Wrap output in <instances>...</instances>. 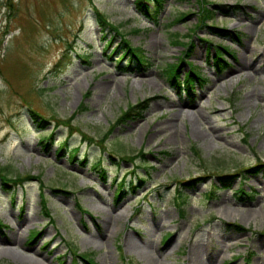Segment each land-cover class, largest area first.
<instances>
[{
  "label": "rangeland",
  "instance_id": "374dc122",
  "mask_svg": "<svg viewBox=\"0 0 264 264\" xmlns=\"http://www.w3.org/2000/svg\"><path fill=\"white\" fill-rule=\"evenodd\" d=\"M204 1L214 10L204 23L223 24L237 39L198 21L200 0H163L155 21L133 0H0V166L8 176L31 175L0 184V264H88L73 250L95 264H198L195 244L202 253L218 249V264H264V167L237 172L264 162V62L240 65L245 46L246 60L264 50V0ZM209 2L228 5V13ZM96 11L140 46L147 64L118 66L119 36L101 28ZM179 12L185 17L176 20ZM217 43L228 45L221 62L207 56ZM184 52L204 78L187 90L184 64L174 80L164 72ZM144 98L143 114L114 124L99 145L120 111ZM29 107L49 119L43 129ZM52 125L45 149L40 139ZM138 149L143 156L119 158ZM234 172L228 187L216 176ZM199 175L177 205L178 182ZM238 184L252 197L238 198ZM235 222L245 230L226 224Z\"/></svg>",
  "mask_w": 264,
  "mask_h": 264
},
{
  "label": "trees",
  "instance_id": "16d2710c",
  "mask_svg": "<svg viewBox=\"0 0 264 264\" xmlns=\"http://www.w3.org/2000/svg\"><path fill=\"white\" fill-rule=\"evenodd\" d=\"M200 1H201V3L199 4L200 17L199 18L197 17L198 21L202 24H206L207 28L213 34H216L219 36H224V35L230 36L232 39H237L238 32L234 31L233 29L227 28L223 24L218 26L217 24H213V23H204L208 19L212 18V16H213L212 14H213L214 10L207 6L208 2H206L204 0H200ZM209 4L216 7L220 11H223V14H227L229 11V9H226V6H228V5H226L224 3L209 2ZM133 5L139 14L146 16V17L150 18L151 20L155 21L157 19L158 13L160 12V9L163 6V0H133ZM234 6L237 7L238 4L236 3ZM95 13H96V21L101 26V28H107V29L111 30L113 32V34H116L117 36H119V41H120L119 47H121V49H120L121 52L117 55L116 60L118 62V61H120L121 58H124V64L123 65L118 64V66H120L123 70H128V69H134V68L139 69V68H142V66H144L145 64H147L148 61L145 58L140 46L139 45H132L129 42V40L124 37V34L122 33V31L118 27V24H115V23L109 21L108 19H106V16L100 11H96ZM183 17H185V13L179 12L175 19L176 20L182 19ZM197 26H199V24H197ZM173 41L176 42L177 39L174 38ZM216 46L217 47L212 46L213 50H210V49L207 50V56H209V57L213 56L216 59V62L217 61H220V62L224 61V57H223L224 54L223 53L229 52L228 48H227L228 45L222 44V43H217ZM189 54H185V52H184L181 56L182 60L181 59L180 60H172V61L168 62L164 68V72L167 75V78L173 79L178 74L177 72L179 71V67L183 64L182 62H185L188 66L187 70L184 71V75H185L184 82L186 85V90H187V87L192 86L195 81L198 83H200L201 81H204L203 76L195 70V67H193L194 65L191 64V61L187 59L188 56H190ZM87 56L88 55H84L85 58ZM60 62H62V59L58 58L54 62V66L58 65ZM131 66H134V67H131ZM82 107H83V104L80 103L78 106V109H80ZM147 107H148V99L147 98L140 99L134 103H128L126 105V107L124 109H122L120 111V113L117 115L114 122L112 124L108 125L106 131L103 133V136L98 139V144L103 146L104 139H105L107 133L114 126V124H116L119 121L124 120V119H128V118L134 119V118L140 117ZM28 116H29L31 121L36 122V124H38V126H40V129L44 128L43 123L49 122V119H47L43 114H41L40 112H38L36 109H34L32 107L28 108ZM52 134H53V125L51 128H49L46 131V135H43L40 139V142L45 149L50 144V141L52 140ZM65 137H66V135L62 138V140H60L58 142L57 149H56V152L58 154L62 153L63 150H65V148L67 147V140L65 139ZM77 147H78V145H75L74 147H72V149H70V152L67 154V156L70 159H74L76 157L75 153H76ZM194 152H195V154H198L196 149H194ZM124 155L129 156L130 158H134L137 156H143L144 151L142 149H138L136 155H134V154L127 155V152L124 151L119 155V158L122 159ZM109 157L112 159L115 158L114 155H110ZM85 160H86L85 157H82L80 159V162H84ZM96 164H99L97 167L98 174L101 177H103L105 174V168L100 164V162L98 160L94 163V166ZM262 166L264 167V162H258L254 165L242 167L237 172H239L241 177H244L245 172H256L260 168H262ZM237 172L226 173V174H216V176L218 177V179L220 180V183L222 185L228 187L233 176L236 175ZM30 177H31V175L27 174V173H24L22 175L16 174L14 176H8L5 172H3V168L0 166V184L2 185V187L8 188L11 183L12 184H19V183H22L24 180H26ZM200 177H203V176L199 175V176H195V177H190L188 179L180 180L178 182L180 184V186L177 185L174 189V194H175V198H176L175 201H176L177 205L182 206V203L184 202V197L182 195L181 189L185 188V185H190L192 183V180L199 179ZM35 178H37L39 185L42 186V182L39 178V174H36ZM124 186H125L124 185V179H122L120 181V183L116 184V192L123 193L124 192V189H123ZM215 187H217L216 184L210 185L211 189L206 191L209 194L208 197L213 196V190L215 189ZM130 188L133 189V185H130ZM60 190L63 191V189H60ZM234 191L237 192L238 198L243 197V195L248 196V197H252V193H249L250 191L249 192L244 191L243 188L241 186H239V184L235 188ZM38 195H39V202H40L41 209L44 211L45 216H47L48 219H51V215L49 213L48 206L46 204L45 194L43 193V190H39ZM180 210L182 211L181 208H180ZM226 224H227V226H230L237 231L238 230L242 231V230H245V228H246L242 224L236 223V222L235 223H226ZM35 233H37L36 230H33L32 232H30L28 235V238L33 237L35 235ZM168 236H169V233L165 234L164 239ZM73 254L80 257V259L84 260L88 264H95L93 258L85 252L78 253L76 250H73ZM74 264H76V261H74Z\"/></svg>",
  "mask_w": 264,
  "mask_h": 264
},
{
  "label": "bare ground",
  "instance_id": "6f19581e",
  "mask_svg": "<svg viewBox=\"0 0 264 264\" xmlns=\"http://www.w3.org/2000/svg\"><path fill=\"white\" fill-rule=\"evenodd\" d=\"M249 49L246 48V46L243 48L242 50V58L240 59V65H242L243 67H247V68H251L253 69L254 67H256L255 65H257L256 63L259 61H263L264 62V50L256 55L255 59H250V60H246L245 56H244V52L248 51ZM247 53V52H246ZM246 99L249 98V96L245 97ZM197 133V131H196ZM227 207H229L228 205H226ZM232 209V208H231ZM232 211V210H231ZM106 224V223H105ZM20 225V221L17 223V227L16 229H18ZM108 226V225H107ZM106 227V226H105ZM20 228V227H19ZM19 231V230H18ZM17 234V233H16ZM106 236V235H105ZM12 237V236H11ZM11 242V241H10ZM200 243V242H199ZM202 244V243H201ZM200 244V245H201ZM215 249V248H214ZM201 249L197 246V244L193 245V247H191L190 251L192 255H196V259L198 260V264H216L217 260L221 257L219 253V250H213V251H209V252H203L200 251ZM160 256V255H159ZM193 259V256H192ZM191 259V261H192ZM156 260V259H155ZM220 263V262H219ZM194 264V262H193ZM218 264V262H217Z\"/></svg>",
  "mask_w": 264,
  "mask_h": 264
}]
</instances>
